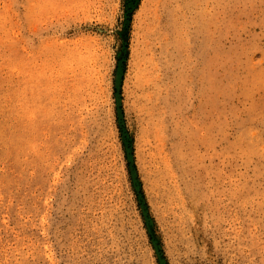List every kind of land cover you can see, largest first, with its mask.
Returning a JSON list of instances; mask_svg holds the SVG:
<instances>
[{"label": "rangeland", "instance_id": "1", "mask_svg": "<svg viewBox=\"0 0 264 264\" xmlns=\"http://www.w3.org/2000/svg\"><path fill=\"white\" fill-rule=\"evenodd\" d=\"M0 264H264V0H0Z\"/></svg>", "mask_w": 264, "mask_h": 264}]
</instances>
